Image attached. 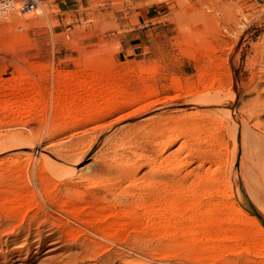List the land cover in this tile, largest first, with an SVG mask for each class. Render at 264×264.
<instances>
[{"label":"rangeland","instance_id":"1","mask_svg":"<svg viewBox=\"0 0 264 264\" xmlns=\"http://www.w3.org/2000/svg\"><path fill=\"white\" fill-rule=\"evenodd\" d=\"M37 2V7L27 12L20 11L18 1L0 6V171L5 173L0 177L8 176L4 183H0V196L4 195L0 198V217L4 214L12 216L15 209L8 206L15 202L20 203V212L25 211L18 218L30 213L32 209L36 210L43 196L27 180V172L33 171V167L39 163V153L46 157L59 150L64 153L62 145L71 140L70 136H82L77 147L82 155L87 152L80 165L91 163L93 156L98 158L111 153L114 147L119 154L131 156L136 152L145 153L151 155L149 159L155 160L154 174L144 164L146 158L144 162H137V182L134 188H130L127 197V200L132 199L131 205L123 206L120 199H112L108 203H92L89 197L85 199L86 202L76 203L79 208H89L91 206L87 203L90 202L92 208L98 209L94 215L91 209L82 214L87 219L91 217L90 220L98 219L96 224L104 232H114L110 229L113 220L117 224L124 223L120 226L127 225L126 229L117 230L107 240L111 243L105 241V245L112 246V253H123V258L115 259L112 264H122L126 259L139 264H264V214L261 213L264 210L259 211L257 208L258 203L264 202V174L243 176L237 163L236 174L228 165L226 191L219 184L218 178L227 168L212 164L197 167L205 144L195 142L201 132L205 131L201 126L206 124L197 113L201 107L197 104L196 94L210 79H218L227 89L230 85L235 99L226 98L221 102L234 114L242 103L250 107L257 102L264 105V0ZM195 9H200V12ZM229 9L237 22L236 25L230 22L233 28L230 38ZM202 18L205 22L201 26ZM228 40H237L230 50ZM206 48L213 50L211 63ZM146 93L142 101L133 105L124 106L120 103V100L129 99L132 95L141 96ZM107 102L118 105V111H109L107 116L102 115L99 119L92 118L105 112ZM147 103V108L133 112L136 107ZM260 113L259 120L264 121V110ZM121 115L124 118L120 126L125 128L120 132L119 124L111 125L109 120ZM87 117L89 123L81 127ZM150 117L154 120L146 121ZM241 117L246 119L245 115L238 113L237 125ZM76 119L80 122L79 128L75 125ZM161 121L168 129L166 135H174L176 138L161 157H156L150 150V128ZM248 123L252 124L250 121ZM84 129H88L87 134H75ZM218 134L224 142L227 141L228 152L218 151L217 147H214V151L223 156L227 153L229 164L232 148L229 133L220 131ZM21 143L24 148L20 147ZM27 154H31L35 164L31 162L26 166ZM170 155L181 158L184 165L180 167L181 171L171 169L166 163H158ZM187 171L191 173L186 174ZM142 173L149 177L142 176ZM10 176L14 179H10ZM205 176L211 179L205 182ZM22 185H27V192L24 186L21 188ZM28 186L33 187V194L29 193ZM173 189L185 191L183 199L181 196L176 198ZM14 190H20L15 191L16 196L24 192V197H14ZM205 191L209 192L208 196H204ZM172 199L178 203V211L174 213L178 215L171 217L165 230V226L161 230V225L153 222L148 224L147 217L150 216H145L143 209L132 210L137 205L152 204L157 200L156 204L161 206ZM192 201L202 203V208L185 210V205L194 204ZM208 202L213 204L211 208ZM222 203L230 205L224 208L221 207ZM131 210L136 213V218L135 222L129 224L126 219L130 217L131 213L128 212ZM210 210L216 214L217 219L220 217L222 220L218 219L216 228L206 222ZM111 212L116 216L111 218ZM94 216L97 219H93ZM189 228L192 234H187ZM50 247L53 248L46 246L39 254L23 263L52 264L54 258L59 260L69 253L64 248L46 252ZM210 248L212 250L209 253L205 251L207 256L202 253L204 249ZM97 256L99 262L105 257L102 254ZM203 257L207 259L203 260ZM95 259L76 260L69 264H93L97 263Z\"/></svg>","mask_w":264,"mask_h":264},{"label":"bare ground","instance_id":"2","mask_svg":"<svg viewBox=\"0 0 264 264\" xmlns=\"http://www.w3.org/2000/svg\"><path fill=\"white\" fill-rule=\"evenodd\" d=\"M190 8H192V7H190ZM198 10H200V9H198ZM198 10H196V11H198ZM199 12L200 11H198V13ZM202 14H203V12H202ZM202 14H200L201 17L204 15V14L203 15ZM197 19H198V17H197ZM203 19L204 18L201 19L202 21L201 20L198 21L199 23L201 21V23H200L201 26L205 22ZM209 19H210V17H209ZM206 20H208L207 16H206ZM230 22L234 23L235 25L237 24V22L234 18V15L231 12V9L228 10V38H230V36L232 35L231 33L233 32V28H231ZM206 25H207V23H206ZM236 42H237V40L235 42H233V41L229 42V40H228V50L234 48ZM207 52L209 55L208 61L210 60V63H211L212 58L214 56L213 50L209 49ZM255 54L257 55V53H255ZM59 80L60 79L58 78V80H57L58 83H59ZM81 85H83V84L81 83ZM226 87L227 86H224L220 81H218V79L217 80L216 79H214V80L210 79V82L202 85L201 89L198 92V95L196 94V96H197L196 101L198 102L197 104H198V106L201 107V109L197 113H198L200 119L202 121H204L206 124H204V126H201V128H203V130H205V131L202 130L203 132H201V134L198 137L196 136L197 141H195V142H197L198 144L204 143L205 148H206V149L204 148L205 151L203 150V152H202V156H201V159H200L197 167L203 168L204 164H208V166L212 164L211 166L216 165L215 167L224 166L225 169L227 168L226 172H224L222 175H220V177L218 176L219 177L218 178L219 184L223 185L224 189L227 191L228 190V185H227L228 184V165H229L230 169H232L235 172V167H236V163H237L239 172L243 176L247 175L248 177H253L254 173L264 174V121L259 120V117L261 114L260 111L264 110V105H260V103L257 102V103H254L250 107L247 103H242V106H240L239 108L237 107L238 108L237 113L234 114L233 113L234 111L232 112L231 110L225 108L223 106L224 104H222V102H221L222 100H224L226 98L231 99V100L235 99V95L231 91L230 85L228 84V89ZM67 92H69V91L67 90ZM146 95H147V93L144 95H141V96L132 95V97L129 99L125 98V99L120 100V103H121V105H124V106L133 105L136 102L142 101L146 97ZM256 100H257V98H256ZM147 105H148V103L143 104L139 107H136L137 109L135 108L133 110V112L139 111L141 109H145V108H147ZM118 109H119V107H118V105L116 106L115 103L111 104L110 102H107V106L105 107V112L101 113V114H97L95 116H92V118L97 119V117H98V119H99L100 116H102V115L107 116V113L109 111L117 112ZM238 113L241 114L242 116L245 115L246 119L244 117H241L240 122L237 125L236 117H238ZM123 118H124V115L113 118L112 120H109V124H111V125L119 124L118 131L121 132V130H124L123 128H125L124 126L123 127L120 126ZM160 119H162V118H160ZM76 120H77L76 121L77 123L75 122V125H77V127H78L80 125V122H78V119H76ZM149 120H151V122H152L154 119L152 120L150 117V119L148 118V120H146V121H149ZM89 121H90L89 117L85 118L84 123L82 122L83 124L81 125V127L86 126L87 122L89 123ZM249 121L252 122L251 125H249V123H248ZM84 124H86V125H84ZM163 124H165V123L163 122ZM163 124H162V121H161V123L157 122L154 124V126L151 125L153 128H150V129H152V130H150L151 131V137L149 140V144L151 145L150 150L152 151V153L154 155H156V157H158V156L161 157V155L164 153V151L173 143V141L176 138V137H174V135H173V137L171 135L170 136L166 135V132L168 129ZM201 125H203V124H201ZM147 126H148V124H147ZM149 127H148V129H149ZM198 127H199V125H198ZM93 128H91V129H93ZM150 131H148V132L150 133ZM220 131L223 132L224 134L229 133V140L231 141V145H232L231 160L229 161V164H228L227 153H225L226 156H223L222 154H217L214 151V147H217L218 151L222 152V150H223L224 152L225 151L228 152V150H227L228 146L226 143L227 141L224 142L222 137L219 136L218 133H220ZM204 132H205V134H204ZM87 133H88V129H84V130L80 131L79 133H75V134L85 135ZM199 133H200V131H199ZM72 136H74V134ZM80 138H82V136H78V137L77 136L76 137L70 136L71 140L69 142L67 141L68 143H65L64 145H62L64 153L63 152L61 153L62 150H59L58 152L56 151V154L54 153V155H51L50 157H46L42 153H39L40 154L39 163L37 162L35 167H33L35 169V171H34V169H33V171H30V172L26 171L27 172V180L29 182H32L35 185V188H37L36 189L37 191L39 190V193H42V196H43L42 202L40 203L38 208H36V210L32 209L30 211V213H28V214L25 213L26 215L24 214V216H21L18 218V215H20L21 213H23L25 211L20 212L21 211L20 209H22L20 207V203L14 201L15 203H13V205L8 206L9 208L11 207V208L15 209V210L11 209V210H14L13 215L10 216V215L4 214V216L0 217V264H24L23 262H26L28 260V258H31V256L34 257L37 254H39L41 252V250L46 246H48V247L53 246V248L50 247L49 249H47L46 252H53V251H57V250L62 249V248H64V250L69 252L66 255V257H62L59 260L54 258V263H52V264H69L70 262H74L76 260H80V261H83L84 259L85 260H92V258L95 259L96 257L97 258L95 260L98 264H112V262L115 259L120 260L123 258L122 252L115 251V252H113L114 253L113 254L111 252L113 250L112 246L111 245H105V241L108 242L107 240L110 237H113V235H115L118 232L117 230H121L124 228L126 229L127 225L125 224L124 226H120V224H122V223L117 224L118 222L116 221L117 222L116 223L112 219L113 221L110 224V229L114 230V232H110L112 230L108 231L110 233L104 232L103 230L100 229L99 225H97L98 223L96 224V222L98 220L97 219L98 215H96L97 217L94 216V218H93V219H97V220H90L91 217L89 219H87L86 217H83V214H82L83 211H85L87 209H91L92 210L91 213L94 215L98 209L92 208L93 205H91L90 202L87 203V205L91 206L89 208H83L84 206L82 208H79V207H77L78 204H76V203H79V202L82 203L85 201L86 198L89 197L91 199L90 200L88 199V200L92 201V203L101 202V201L108 203L112 199H120L122 201V205L123 204H125L126 206L131 205L133 203V201H132V199L127 200V197L130 195L129 194L130 188H132L134 186V184L136 185V182H137L135 172L139 168H137L138 165H136V164L139 163L138 161L146 158L145 159L146 162L144 164L148 166L147 168L149 171L154 172L155 168L153 166L154 165L153 161L155 163V160L152 158L149 159L148 158L149 155H146L145 153L144 154H136L137 153L136 152V153H133L131 156L119 154L117 152V150L115 149L116 147L113 148V146H111L113 148L111 153H108V154L105 153L104 155H100L101 157H98V158H97V156L96 157L93 156V157H91L92 158L91 163L86 164V165H80L82 160L84 159L85 153L87 152L86 150H84L86 152L83 155L80 153L81 150H79V148L77 147V144H78L77 142L80 140ZM127 143H128V141H127ZM26 144H27V142H26ZM58 144H59V142H58ZM113 144L114 143H112V145ZM20 145H22V143ZM129 145H131V144H129ZM58 146H61V145H58ZM20 147L24 148L23 145ZM57 148H59V147H57ZM57 148H54V149H57ZM87 148H89V147H87ZM60 149H62V148H60ZM177 157L178 156L175 157L174 155L173 156L170 155V157L167 156V157L162 158V160H160L158 163L159 164L160 163H164V164L166 163L170 166L171 169H176V170L178 169V171H179L180 167L182 168L183 162H182L180 157H178L180 159H178ZM155 159H157V158H155ZM0 160H2V159H0ZM26 160L28 162V164L26 162V164H27L26 166L30 165L29 163H31V162H34V164L36 162V161H34L31 154H27ZM143 162H144V160H143ZM19 163H21V162H19ZM142 164H141V166H142ZM19 167H21V166H19ZM19 167H18V169H19ZM4 168H2V169H4ZM15 168H12L11 170H15ZM156 169H158V168H156ZM20 170H21V168H20ZM28 170H29V168H28ZM9 171H10V169H9ZM15 171L18 172V170H15ZM205 171H208V170H205ZM153 172L151 174H154ZM23 173H25V172H23ZM23 173H22V175H24ZM156 173H158V171ZM159 173H161V172H159ZM189 173H191V172L190 171L186 172V174H189ZM4 174L0 171V175H4ZM11 174L13 177L12 172H11ZM235 174H236V172H235ZM144 175H145V173L142 176H144ZM210 175H211V173H210ZM212 175H213V173H212ZM145 176L149 177V175H147V174ZM5 177H8V176H1L0 177V183L1 184L4 183ZM12 177L10 176L9 178L11 179ZM197 178H199V176ZM209 178H210V176H209ZM209 178L205 176V178H203V180L205 182H207L209 180ZM212 178H214V177H212ZM262 178H264V177H262ZM12 179H14V178H12ZM156 181L157 180H155V182ZM199 181H200V178H199ZM154 185H156V184H154ZM160 185H162V184H160ZM8 186H10V185H8ZM17 186H19V185H17ZM23 186L24 185H22L21 188ZM25 186H27V185H25ZM25 186H24V190L27 192V190H26L27 187H25ZM179 186H181V185H179ZM5 189H3V190L5 191ZM7 189H9V188H7ZM29 189H28L30 191L29 193L33 194L34 193L33 187H29ZM192 189H193V191H195L196 188L195 189L192 188ZM3 190H2V192H3ZM173 190H174L173 194L176 198L177 197L180 198V196H181V198L183 199V193L185 191L178 192L177 191L178 189H173ZM262 190H264V186H262ZM15 191L16 190H14V192ZM19 191H16V192H19ZM158 191H156V192H158ZM16 192L14 193V197L16 196ZM197 192H198V190H197ZM11 193L12 192H10V194ZM203 194H204V196H208L209 192L205 191V193L203 192ZM19 195L20 194H18L16 196V198ZM23 195H24V192H23ZM23 195H20V198H22L21 196H23ZM122 195H124V197L121 198ZM1 196L3 197L4 195H1ZM1 196H0V198H1ZM160 196H161V194H160ZM6 197H8V195H6ZM33 197H34V195H33ZM163 198H164V196H163ZM17 199H16V201H18ZM154 200H152V201H154ZM12 201H13V199H12ZM154 202H151L152 204H147V205H137L132 210L135 211L136 209H139V208L143 209L144 215L146 214L145 216H147V215L150 216V217H147L148 224H151L153 222V224H156V225L158 224L159 226L161 225V230H163L162 228L165 226V228H164V230H165L166 226L169 225L171 222V217L174 218V215L175 216L178 215V214H174L176 211H178V209H177L178 203L174 199L169 200L168 202H164L163 204H160L161 206H159V204L158 205L156 204V203H158V200L156 203H154ZM159 202H161V201H159ZM69 203H71V204L67 205ZM193 203L194 204H191V205H185V207H184L185 210L188 211L189 209L191 210L193 207L196 209V208H199L202 206V203H200L199 201L193 202ZM207 205H208V207L211 208V206L213 204H210L208 202ZM228 205H230V204L222 203L221 207L228 208ZM134 206H135V204H134ZM217 206L219 207V205H217ZM257 206H258L257 208L259 211L264 210V202H261V204L258 203ZM31 207H32V205H31ZM132 210L128 212V213H131L130 217L126 219V222H128V223L129 222L131 223V221H132V223L135 222V218H136L135 214L136 213H133L134 211H132ZM26 212H27V210H26ZM177 213H180V212H177ZM261 213L264 214V212H262V211H261ZM209 214H210V216L209 217L207 216L206 222L211 223L212 226H215L220 217L217 219L215 216L216 214L214 215L212 210L209 211ZM109 215L111 218L113 216H116V214L112 213V212ZM87 217H89V216H87ZM145 219H146V217H145ZM104 220L105 219H103V221ZM219 220L222 221L221 219H219ZM107 222H108V220H107ZM101 223L103 226L106 225L105 223L103 224V222H101ZM103 226H102V228H103ZM104 227H107V226H104ZM186 228H188V227H186ZM215 228H216V226H215ZM187 232H188L187 234H192L191 229L189 231L187 230ZM119 233H120V231H119ZM207 238H210V236ZM207 238H205V239H207ZM206 248H207V246H206ZM214 248L212 247V249H214ZM212 249L211 248L209 250L204 249V252H202V253L204 254L205 251H208V253H209V251H211ZM97 254L99 256L101 254L104 255L105 256L104 259L101 260L100 262L97 261V259H98ZM205 255L207 256L208 254L205 253ZM202 259L204 260L207 258L203 257ZM214 259H215V257H214ZM214 259H212V260H214ZM215 260H217V259H215ZM215 260H214V262H215ZM205 262H206V260H205ZM208 262L210 263L211 261L209 260ZM97 263L94 262L93 264H97ZM121 263L122 264H139L135 261H131V260L129 261L127 259L124 260V262L122 261ZM218 263H219V261H218Z\"/></svg>","mask_w":264,"mask_h":264},{"label":"built area","instance_id":"3","mask_svg":"<svg viewBox=\"0 0 264 264\" xmlns=\"http://www.w3.org/2000/svg\"><path fill=\"white\" fill-rule=\"evenodd\" d=\"M13 1H18L20 4V11L27 12L37 7V0H0V6H6Z\"/></svg>","mask_w":264,"mask_h":264}]
</instances>
